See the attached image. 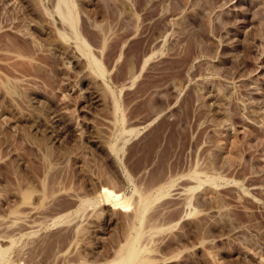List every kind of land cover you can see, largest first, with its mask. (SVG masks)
Wrapping results in <instances>:
<instances>
[{"label":"rangeland","instance_id":"374dc122","mask_svg":"<svg viewBox=\"0 0 264 264\" xmlns=\"http://www.w3.org/2000/svg\"><path fill=\"white\" fill-rule=\"evenodd\" d=\"M0 264H264V0H0Z\"/></svg>","mask_w":264,"mask_h":264},{"label":"bare ground","instance_id":"6f19581e","mask_svg":"<svg viewBox=\"0 0 264 264\" xmlns=\"http://www.w3.org/2000/svg\"><path fill=\"white\" fill-rule=\"evenodd\" d=\"M106 192V191H105ZM108 192V191H107ZM107 195V194H106ZM114 195H113V193H111V192H109V195L107 196V201H109L110 200V198L111 197H113ZM118 198V197H117Z\"/></svg>","mask_w":264,"mask_h":264}]
</instances>
